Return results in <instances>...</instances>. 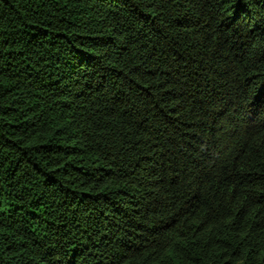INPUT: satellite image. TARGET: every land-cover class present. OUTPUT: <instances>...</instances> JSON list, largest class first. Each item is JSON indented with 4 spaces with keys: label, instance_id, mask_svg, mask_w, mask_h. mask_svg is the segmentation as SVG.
Here are the masks:
<instances>
[{
    "label": "trees",
    "instance_id": "1",
    "mask_svg": "<svg viewBox=\"0 0 264 264\" xmlns=\"http://www.w3.org/2000/svg\"><path fill=\"white\" fill-rule=\"evenodd\" d=\"M0 264H264V0H0Z\"/></svg>",
    "mask_w": 264,
    "mask_h": 264
}]
</instances>
